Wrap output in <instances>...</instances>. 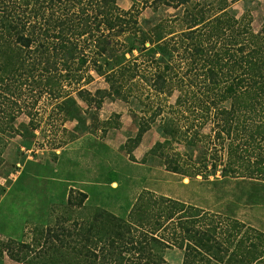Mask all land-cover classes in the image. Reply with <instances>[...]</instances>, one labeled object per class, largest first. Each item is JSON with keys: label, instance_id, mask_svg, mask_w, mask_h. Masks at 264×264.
<instances>
[{"label": "trees", "instance_id": "trees-1", "mask_svg": "<svg viewBox=\"0 0 264 264\" xmlns=\"http://www.w3.org/2000/svg\"><path fill=\"white\" fill-rule=\"evenodd\" d=\"M142 1V6L150 1L154 7L182 8L180 21L185 28L176 35L156 38L162 21L144 31L132 21L139 11L135 4L124 10L116 0H0V92L14 94L20 80L30 79L37 96L55 95L83 65L101 59L110 68L113 83L88 97L79 89L77 96L125 99L140 76L155 93L163 94L162 99L178 90V111L181 106L189 110V104L198 107L199 116L213 122V138L206 136L209 142L218 140L220 148H225L223 161L214 158L212 146L192 158L200 134L194 137L188 126L165 115L157 127L162 140L144 153L143 160L161 154L167 171L189 177L214 173L218 165L223 176L238 177V171L263 175L264 29L255 31L247 12L236 17L223 0H211L207 15L203 8L189 11L195 0ZM180 61L187 65L183 74L190 83L183 76H172ZM141 63L155 66L143 74ZM192 84L196 90L189 94ZM66 101L74 102V98L67 94L57 103L59 108ZM2 112L0 108V116ZM157 112L153 110L152 115ZM14 120L8 114L7 126L0 131H11ZM135 122L139 135L150 127L144 117ZM224 130L229 136L223 135ZM181 141L184 153L162 150ZM95 235L101 245L93 242ZM81 236L86 243H95L87 250L85 264H170L162 254L169 247L183 251L181 264H264V231L146 189L136 196L125 218L96 207ZM39 237L65 245L51 228L41 230ZM20 247L30 245L20 243Z\"/></svg>", "mask_w": 264, "mask_h": 264}, {"label": "rangeland", "instance_id": "rangeland-1", "mask_svg": "<svg viewBox=\"0 0 264 264\" xmlns=\"http://www.w3.org/2000/svg\"><path fill=\"white\" fill-rule=\"evenodd\" d=\"M223 1L236 17L247 12L255 31L264 29V0ZM210 2L195 0L196 5L189 6V11L203 8L207 15ZM116 3L124 10L135 4L139 11L132 21L144 31L162 21L163 27L155 31L156 38L176 35L185 28L180 21L182 8L154 7L149 5L150 1L142 6V0H116ZM144 44L149 46L147 41ZM132 53L137 55L138 50L133 49ZM125 57L130 55L125 53ZM154 66L141 63L139 69L142 67L145 69L142 73L149 74ZM186 66L183 61L175 64L172 76H183L190 83L183 74ZM110 71L101 59L89 61L63 82L59 96L57 92L37 96L31 90L30 79L20 80L22 83L16 86L14 94L0 92L3 109L0 127L7 126L8 114L15 117L11 131H0V245L5 244L0 248V264H85L84 257L88 249H93V242L101 245L96 241L97 235L92 243H86L81 236L94 209L101 207L125 218L143 189L199 206L209 214L235 217L264 231V174L238 171V177L223 176L218 165L214 173L189 177L167 171L161 154L143 160L144 153L162 140L157 127L165 115H172L188 126V133L194 137L200 134L192 158L212 146L210 151L216 149L212 154L217 162L224 160L225 148H220L218 140L212 143L206 137L210 134L213 138V122L199 116V108L192 104L189 110L181 106V112L178 111L179 105L175 104L178 90L162 99L163 94L155 93L138 76L136 87L125 99L98 94L91 100L77 96L79 89H84L87 97L96 89H108L113 83ZM190 87L189 94L196 86ZM67 94L74 102L66 101L59 108L57 103ZM157 109V114L152 115ZM139 117L150 123L141 135L135 124ZM227 132L223 131L226 137ZM183 144L173 142L172 148L162 150L169 154L174 149L184 153ZM46 228L63 238L65 245L40 238V231ZM20 243H29L30 247L22 248ZM182 253L176 247L162 252L170 264H181Z\"/></svg>", "mask_w": 264, "mask_h": 264}]
</instances>
